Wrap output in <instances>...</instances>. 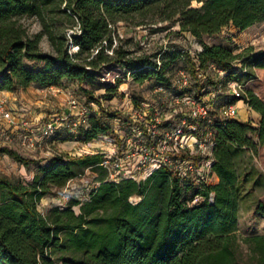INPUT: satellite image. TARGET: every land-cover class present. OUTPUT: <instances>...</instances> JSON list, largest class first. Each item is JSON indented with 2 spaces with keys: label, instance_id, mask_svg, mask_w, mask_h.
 <instances>
[{
  "label": "trees",
  "instance_id": "16d2710c",
  "mask_svg": "<svg viewBox=\"0 0 264 264\" xmlns=\"http://www.w3.org/2000/svg\"><path fill=\"white\" fill-rule=\"evenodd\" d=\"M194 1L200 5L193 6ZM32 20L40 26L36 31ZM119 21H170L200 40L197 59L189 54V66L184 67L192 72L197 94L203 88L197 64L213 87L239 79L233 75L238 60L244 81L256 77L257 69L264 70V50L254 45L236 52L204 41L226 26L244 30L264 21V0H0V90L19 91L33 83L61 87L65 80L81 83L107 64H116L139 82L155 77L156 83L177 90L168 70L181 54L164 57L159 64L152 55H133L122 45L113 46V25ZM45 38L50 51L42 47ZM71 43L76 52L70 51ZM211 64L226 74L221 77ZM85 91L89 101L101 103ZM242 98L260 117L257 124L236 118L217 124L216 184L197 187L164 167L142 182L102 181L80 213L72 205L42 213L41 198L74 179L78 169L107 171L100 164L106 154H58L30 185L0 176V264H238L240 176L235 156L242 149L258 151L264 145V100L249 89ZM237 100L225 91L217 99L223 105ZM120 115L106 108L92 112L81 139L88 142L112 133L105 119ZM0 153L24 164L30 161L8 146L0 145ZM209 191L215 192L213 202L191 203L197 194ZM134 194L142 195L141 201L133 203ZM108 209L112 213H96ZM256 211L264 217V202ZM245 240L255 264H264V233Z\"/></svg>",
  "mask_w": 264,
  "mask_h": 264
},
{
  "label": "rangeland",
  "instance_id": "374dc122",
  "mask_svg": "<svg viewBox=\"0 0 264 264\" xmlns=\"http://www.w3.org/2000/svg\"><path fill=\"white\" fill-rule=\"evenodd\" d=\"M199 5L198 2H193V6ZM30 22L33 31L40 28L37 21L32 20ZM179 29L178 23L170 21H159L143 25H137L130 21H119L113 25V46L122 45L129 49L133 55L141 53L152 55V58L158 61L159 64L164 57L170 60L172 55L180 53L181 56L171 63L168 70V74L171 75L173 81L177 82V70L189 66V54L202 46L201 41L196 39L190 32H180ZM71 31V29L68 30V32ZM204 41L228 45L236 52L242 51L249 45H254L257 50H264V21L258 22L244 30L232 25L226 26L211 36H205ZM42 47L45 51H50L46 38L42 41ZM77 49V46L71 43L70 51L76 52ZM241 64V60L236 62L233 75L239 77L238 81L243 85L244 92L248 89L252 90L264 100V70L257 69L256 77L244 81L243 72L240 71ZM157 81L155 77H150L143 82H139L129 72L125 73L116 64H107L102 65L97 70H92L91 76L81 83L77 80H65L60 87L61 93L57 95L47 94L46 97L52 101L50 103L51 109L54 105L55 109L61 110L65 107L63 105L66 104L70 96L88 104L95 102L94 99L88 100L85 91V89H88L92 92V96L95 99H100L104 103L106 109L110 112H120L121 115L119 117L125 120L127 119L126 115L136 109L137 103L140 104L143 101L154 103L156 97L152 93V87ZM207 84L210 90L213 89V84L210 82H207ZM37 86L40 85L37 84ZM221 91L226 92V87L223 83ZM60 94L63 100L66 99L65 102L58 100ZM61 102L64 103L60 104ZM248 106L251 107L250 105ZM242 112L246 120L256 124L255 116H252L251 113L247 114L244 108H242ZM47 115L45 117H48ZM105 121L112 128L117 127L118 130L120 129V123L117 120L112 118L105 119ZM120 127L124 128L123 125ZM20 129L22 133H29L22 128ZM110 136L112 137L113 133ZM66 141L69 142L66 143ZM88 142L90 144L70 138H58L54 142L42 139L37 143L36 149L27 150L21 147L17 141H14L8 146L30 161L28 164H24L8 154L0 153V176L30 185L36 176L41 173V168L58 154L81 155L97 153L106 151L109 147L106 142H102L97 137ZM235 159L240 176L238 186L240 196L238 230L235 234L238 240V264H255L256 262L251 258L250 244L245 238L264 233V217L256 211L257 204L264 202V145L260 146L258 151L242 149L236 153ZM146 179L138 177L137 181L142 182ZM106 180H111L108 170L104 171L101 168L78 169V175L74 179L62 187H54L49 193L44 195L38 207L42 213H48L52 208L59 207L63 209L68 205H72L75 213H80L81 205L91 199L93 188L98 187L102 181ZM218 181L219 178L216 174L211 178L210 184H216ZM142 198V195L134 194L130 200L133 203H138ZM75 199L79 200L78 204H73ZM96 213H112V210H100Z\"/></svg>",
  "mask_w": 264,
  "mask_h": 264
},
{
  "label": "built area",
  "instance_id": "2783aa9c",
  "mask_svg": "<svg viewBox=\"0 0 264 264\" xmlns=\"http://www.w3.org/2000/svg\"><path fill=\"white\" fill-rule=\"evenodd\" d=\"M200 49L192 52L194 59H197L196 52ZM210 68L221 77L226 74L222 67L215 64H211ZM196 73L203 85L201 94L193 89L192 72L180 68L177 70V90L164 83H156L152 87L156 97L154 103L140 102L132 113L126 115L125 120L113 118L120 123V129L113 128L112 137V133L97 137L109 145L106 151L101 152L106 156L100 164L108 170L111 180L146 179L166 167L181 180L194 186L210 184L218 144L217 124L223 120L237 119L238 111L234 103H218L222 85L210 90L207 72L198 64ZM225 87L227 93L243 99V85L238 80H228ZM46 92L57 95L62 90L57 86H49ZM7 102L8 98L0 95V145L17 141L27 150L36 149L42 139L53 142L58 138L82 140L92 112L106 108L103 102L88 104L70 96L65 107L49 112L40 126L27 119L17 123L7 109ZM20 128L29 133L20 132ZM205 199L213 202L215 192L197 194L191 203Z\"/></svg>",
  "mask_w": 264,
  "mask_h": 264
},
{
  "label": "crops",
  "instance_id": "0c3cea01",
  "mask_svg": "<svg viewBox=\"0 0 264 264\" xmlns=\"http://www.w3.org/2000/svg\"><path fill=\"white\" fill-rule=\"evenodd\" d=\"M47 94H52V93H47L46 87L37 86L36 83H33L30 86H28L26 89H21L19 91L0 90V95H4L8 98L7 109L11 112L13 117L16 119L17 123H20L22 120L27 119L28 121H31L32 124H37L40 126L43 125L44 118L47 115V113L54 110H59V109H55L54 105L52 106L53 107L52 109L50 108L51 106L50 103H52V101L46 97ZM58 100L64 102L66 101V99L65 100L62 99L61 94ZM63 103L61 102L60 104ZM234 104L238 111L237 119L246 120L245 115L242 112V108H244L247 114L251 113L252 116H255L256 120L258 121L260 117L259 113L254 109H252L251 107H249L247 103L244 101V99H238ZM67 142L69 141H66V143ZM8 144H12V143H5L3 145L8 146ZM2 154H6V153H2ZM214 175H216V173L213 171V176Z\"/></svg>",
  "mask_w": 264,
  "mask_h": 264
}]
</instances>
